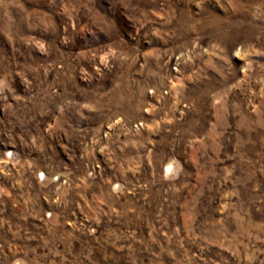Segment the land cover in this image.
Segmentation results:
<instances>
[{
	"label": "rangeland",
	"instance_id": "374dc122",
	"mask_svg": "<svg viewBox=\"0 0 264 264\" xmlns=\"http://www.w3.org/2000/svg\"><path fill=\"white\" fill-rule=\"evenodd\" d=\"M0 264H264V0H0Z\"/></svg>",
	"mask_w": 264,
	"mask_h": 264
}]
</instances>
